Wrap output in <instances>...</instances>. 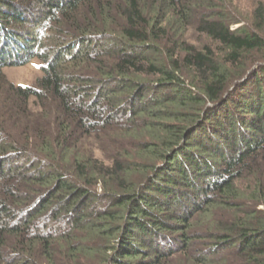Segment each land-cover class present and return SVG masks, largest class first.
Segmentation results:
<instances>
[{
    "label": "trees",
    "instance_id": "trees-1",
    "mask_svg": "<svg viewBox=\"0 0 264 264\" xmlns=\"http://www.w3.org/2000/svg\"><path fill=\"white\" fill-rule=\"evenodd\" d=\"M225 6L0 0V264H264V2Z\"/></svg>",
    "mask_w": 264,
    "mask_h": 264
},
{
    "label": "rangeland",
    "instance_id": "rangeland-1",
    "mask_svg": "<svg viewBox=\"0 0 264 264\" xmlns=\"http://www.w3.org/2000/svg\"><path fill=\"white\" fill-rule=\"evenodd\" d=\"M227 5L224 7L227 13L231 15H235L241 19L249 20L253 17L254 9L259 5L260 2H264V0H226ZM223 9V8H221ZM220 9V10H221ZM239 25H235L237 28ZM199 35H195L194 38L191 36L193 41H197ZM42 61L39 59H34L32 62L28 64H10L3 67V71L6 74L7 78L14 85H26L31 86L35 84L36 79L40 76V65ZM99 142H97L98 145ZM101 157H105L103 153H98ZM101 192V189H99ZM261 209L264 208L263 205L260 206Z\"/></svg>",
    "mask_w": 264,
    "mask_h": 264
}]
</instances>
